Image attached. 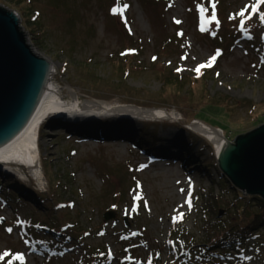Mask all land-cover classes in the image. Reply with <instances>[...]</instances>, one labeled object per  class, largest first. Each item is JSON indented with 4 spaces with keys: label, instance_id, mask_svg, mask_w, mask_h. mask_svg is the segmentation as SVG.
<instances>
[{
    "label": "rangeland",
    "instance_id": "1",
    "mask_svg": "<svg viewBox=\"0 0 264 264\" xmlns=\"http://www.w3.org/2000/svg\"><path fill=\"white\" fill-rule=\"evenodd\" d=\"M119 3L0 0L18 16L32 50L51 63V82L66 100L166 113L100 119L112 135L123 132L113 126L144 133L157 159L108 134L99 141L77 136L63 116L46 118L38 132L39 178L27 168L6 173L0 164V254L8 252L0 264H264V223L249 230L240 250L202 245L210 228H251L253 214L230 210L235 189L221 175L214 145L194 130L203 123L232 143L264 124V3L252 13L255 0H124L126 32L115 15ZM125 47L140 51L122 76L114 62ZM212 56L197 78L205 67L194 69ZM162 70L186 76L187 85L161 99L170 89ZM209 103L223 113L196 116ZM76 118L70 120L90 117ZM106 211L113 218L104 220ZM66 225H73L70 234ZM16 254L22 261L12 259Z\"/></svg>",
    "mask_w": 264,
    "mask_h": 264
},
{
    "label": "water",
    "instance_id": "2",
    "mask_svg": "<svg viewBox=\"0 0 264 264\" xmlns=\"http://www.w3.org/2000/svg\"><path fill=\"white\" fill-rule=\"evenodd\" d=\"M23 32L18 16L0 6V144L26 122L53 69L32 50ZM214 150L231 185L264 200V124L236 136L232 143L220 135ZM113 216L112 211L103 214L104 220Z\"/></svg>",
    "mask_w": 264,
    "mask_h": 264
},
{
    "label": "trees",
    "instance_id": "3",
    "mask_svg": "<svg viewBox=\"0 0 264 264\" xmlns=\"http://www.w3.org/2000/svg\"><path fill=\"white\" fill-rule=\"evenodd\" d=\"M28 0H26L27 2ZM120 3L117 5L118 8V13L115 15H118L120 18L121 23L123 24V28L126 32L127 30V23L125 24V21H127L129 19L128 17V6L129 4L125 7L124 4H122V1L124 0H119ZM30 6V5H28ZM30 9V8H29ZM36 13H38V11L34 12V15L31 14V20H35L36 18ZM125 25V26H124ZM126 27V28H125ZM241 27H237L236 31L237 32H241L240 29ZM163 50H166V48L163 46ZM122 52H120L122 55H119L120 57H123L122 60H120V62H114L116 64V66L121 70V75L122 76H127L129 74V69L131 67H135V66H130L129 65V61L131 60L129 58V56H133L135 54H138V52L140 50H138V48L136 47H125L121 50ZM161 51V50H160ZM151 60V59H150ZM153 61V60H151ZM77 65H83V66H88V67H92V63L88 62V61H81L78 62ZM149 65L153 64L149 61ZM204 69V73L202 72L201 75H199L197 78H201L202 76L205 77L207 71H209L210 68H202ZM200 69V70H202ZM208 69V70H207ZM162 74H165V77L163 78V86L167 87L170 86L169 90L167 92H160L158 93V95L160 97H162L161 99H164L166 97H169V91H175L179 92L180 90L184 89V86L187 85V81L185 80L187 77L182 75V74H177V73H168L165 70L159 71ZM191 92V90H190ZM159 97V98H160ZM223 107L218 106V104H206L205 106L201 107L198 111V113H196V116L200 115L201 113L204 112H208V110L213 109V112H219V109L221 110V113H223ZM212 111V110H211ZM217 114H220L217 113ZM262 115V114H261ZM101 118L99 117H94V118H86V119H78V120H68L69 124L71 126H73V128H75V130H77V132H75V134L77 136L83 137L85 139H93L95 141H99L101 139H105L106 135L108 134L110 136V138L114 137V138H118V139H123L126 142H130L133 143L135 145H139V147L142 149V151H146L147 153H151L152 150L147 148V145H151L153 146V149L155 148L154 143L153 142H149L146 138H144V133L142 134V132H138L137 136L133 135L132 133H134L132 130H128L125 127L122 129L120 126L114 128V126L112 127V130H117L118 132H121L117 135L113 134L110 131V129L108 127H106V124H104L105 122H103L102 120H100ZM115 130V131H116ZM133 135V136H132ZM138 137V138H137ZM140 141H143L144 146H142V144L140 143ZM185 145V143H184ZM157 150V149H155ZM152 155V153L150 154ZM208 167V166H206ZM223 175V174H221ZM222 177V176H221ZM228 182V180L225 178V182ZM10 185V184H9ZM231 186L230 188L235 189V194L232 196V203H230V206H228L230 208V210L235 211L237 214H242V213H246V210H249L250 212H252L253 214V218H252V226L250 227H241V228H235V225H228L227 228H222L220 227V229H216V228H210L209 232H207V236L206 239L207 241H205L204 245L206 247V250H212L215 248H219L222 250H227L228 248H235L237 250H240V244L244 241H246V239H248V237L250 236V231L254 229L258 223H264V200L261 199L258 195H246L243 197L242 193L237 190L236 188H234L231 184L229 185ZM220 189L225 190L221 185L219 187ZM20 192V191H19ZM21 193V192H20ZM42 199V198H41ZM47 199V198H46ZM217 204V202H216ZM243 217V216H242ZM73 225L69 226L66 225L63 227L64 231H67L69 234V230H71L70 228H72ZM63 231V232H64ZM62 235V234H61ZM67 235V234H66ZM204 252V251H203ZM216 255V254H214ZM218 256V255H216ZM206 260V258H205Z\"/></svg>",
    "mask_w": 264,
    "mask_h": 264
},
{
    "label": "bare ground",
    "instance_id": "4",
    "mask_svg": "<svg viewBox=\"0 0 264 264\" xmlns=\"http://www.w3.org/2000/svg\"><path fill=\"white\" fill-rule=\"evenodd\" d=\"M48 63L51 64L49 61ZM51 76L52 71L50 70L44 88L26 122L10 137V139L8 138L0 144V160H12L9 164H6V166L9 169L12 168L13 171H9L7 167H3V169H7V171H5L6 173L16 175L22 168H27V175H29V177L34 179L39 178L40 158L38 150H35V144L38 143H36L35 140L38 124L40 128L43 123L40 121L43 118V114H47L46 118L60 117L64 114L65 117L73 116L74 118L79 115L89 116L90 118L93 116H99V118H103L104 116L117 118V113H125L127 111L133 118L141 120H157L166 115L162 110L123 108L112 102L97 104L90 102V105H88L84 100H79L74 96L66 100L55 90V86L51 82ZM52 110H54V112ZM114 114L115 116H113ZM116 123L117 122L114 124L116 125ZM194 130L207 138L213 145L220 138L217 132L203 123L195 125ZM152 157L155 159L158 158L154 155Z\"/></svg>",
    "mask_w": 264,
    "mask_h": 264
},
{
    "label": "snow or ice",
    "instance_id": "5",
    "mask_svg": "<svg viewBox=\"0 0 264 264\" xmlns=\"http://www.w3.org/2000/svg\"><path fill=\"white\" fill-rule=\"evenodd\" d=\"M261 3H264V0H255V3L251 6L252 7V13H256L258 11V5L261 4ZM126 7V5H125ZM248 6H245V9H242L240 13H237V15H240V16H244V12L245 10L247 9ZM201 11L203 12L204 9L201 8ZM251 15V14H250ZM260 20L262 23H264V13H260ZM248 17H245V19H247ZM212 19H215L214 15L212 17ZM177 23H179V21H176ZM244 26V20L242 19L241 20V27L243 28ZM123 54V53H122ZM219 54V52H217V55ZM215 60V56H212L210 57L209 61H208V64L207 65H198L196 69H194L197 73H199L200 71V68L202 67H205V66H211V63ZM179 71V69H178ZM183 191V190H182ZM191 195V192L189 191V197ZM140 197L137 195L135 197V199H139ZM186 203L189 204V206L191 205V201L190 199H187L186 200ZM183 218V213H180L178 214V216L176 217H173V220L175 221L176 219H182ZM169 243H172L171 241H169ZM110 254V253H109ZM8 255V252L5 251L4 253L0 254V260H3L5 256ZM12 259H18V260H21L22 261V254H16L15 256L12 257ZM245 259H251L250 257H245ZM8 264H11V260L8 261ZM149 264H150V261H149Z\"/></svg>",
    "mask_w": 264,
    "mask_h": 264
}]
</instances>
